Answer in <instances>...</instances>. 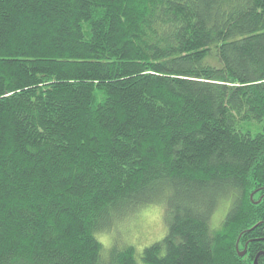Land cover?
<instances>
[{
	"label": "trees",
	"instance_id": "16d2710c",
	"mask_svg": "<svg viewBox=\"0 0 264 264\" xmlns=\"http://www.w3.org/2000/svg\"><path fill=\"white\" fill-rule=\"evenodd\" d=\"M0 264H264V0H0Z\"/></svg>",
	"mask_w": 264,
	"mask_h": 264
},
{
	"label": "rangeland",
	"instance_id": "374dc122",
	"mask_svg": "<svg viewBox=\"0 0 264 264\" xmlns=\"http://www.w3.org/2000/svg\"><path fill=\"white\" fill-rule=\"evenodd\" d=\"M211 64L220 66L216 57ZM225 209L226 203L220 204L212 218L214 224L218 223V219L222 215L225 216ZM224 211L225 214H223ZM224 216L219 222L222 221ZM165 234L166 226L163 220V207L161 205H149L118 222L112 233H98L96 237L105 247H108L114 241L117 242L120 248L132 245L137 255H140L145 247L160 241Z\"/></svg>",
	"mask_w": 264,
	"mask_h": 264
},
{
	"label": "water",
	"instance_id": "95a60500",
	"mask_svg": "<svg viewBox=\"0 0 264 264\" xmlns=\"http://www.w3.org/2000/svg\"><path fill=\"white\" fill-rule=\"evenodd\" d=\"M245 253V251H242L241 253H239L240 256H243Z\"/></svg>",
	"mask_w": 264,
	"mask_h": 264
}]
</instances>
